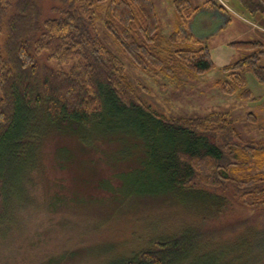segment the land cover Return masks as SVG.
<instances>
[{
    "label": "trees",
    "instance_id": "trees-1",
    "mask_svg": "<svg viewBox=\"0 0 264 264\" xmlns=\"http://www.w3.org/2000/svg\"><path fill=\"white\" fill-rule=\"evenodd\" d=\"M50 1L52 16L45 17L44 0H0L2 215L8 213L12 189L18 188L14 177L38 159L52 131L78 135L94 145L97 139L127 141L130 153L135 149L139 154L141 167L154 172L139 180L151 188L143 196L192 190L264 210V144L237 143L238 130L222 115L172 118L146 105L129 81L123 60L95 29L102 21L106 35L146 72L159 70L170 78L202 75L214 69V63L207 35L200 36L191 19L208 10L224 15L223 7L215 0H208L203 9L191 0H174L178 27L166 36L154 0ZM241 2L264 13V0ZM232 46L249 56L224 67L225 78L218 84L226 94L247 100L251 93L242 74L252 69L264 82V67L259 66L264 44ZM45 53L56 67L39 62ZM150 241V248L135 250L121 264H191L202 255L194 256L198 242L189 236Z\"/></svg>",
    "mask_w": 264,
    "mask_h": 264
},
{
    "label": "rangeland",
    "instance_id": "rangeland-1",
    "mask_svg": "<svg viewBox=\"0 0 264 264\" xmlns=\"http://www.w3.org/2000/svg\"><path fill=\"white\" fill-rule=\"evenodd\" d=\"M154 1L163 33L170 36L178 27L174 0ZM191 1L203 9L208 0ZM215 1L231 24L204 38L214 69L202 75L170 78L159 70L146 72L106 35L102 21L95 29L123 60L146 105L172 118L222 115L238 130L237 143L264 144V82L252 69L244 71L247 100L226 94L218 84L224 67L249 56L232 44H264V13L249 10L241 0ZM43 7L45 17L52 16L51 1L44 0ZM38 60L56 67L46 53ZM259 66L264 67V58ZM128 144L97 139L94 145L78 135L50 132L38 159L14 177L18 188L12 189L8 213L0 211V264H121L135 250L150 248L151 239L175 236L198 242L193 255H202L191 264H264V210L192 190L143 196L150 186L139 180L154 172L141 167Z\"/></svg>",
    "mask_w": 264,
    "mask_h": 264
},
{
    "label": "crops",
    "instance_id": "crops-1",
    "mask_svg": "<svg viewBox=\"0 0 264 264\" xmlns=\"http://www.w3.org/2000/svg\"><path fill=\"white\" fill-rule=\"evenodd\" d=\"M210 13L213 16H210ZM229 24L226 22L224 15H220L214 10H208L206 13L198 15L192 23L200 36L210 35L211 32L209 29H215L214 33H217L221 28Z\"/></svg>",
    "mask_w": 264,
    "mask_h": 264
}]
</instances>
